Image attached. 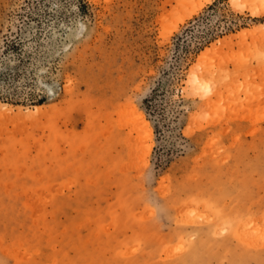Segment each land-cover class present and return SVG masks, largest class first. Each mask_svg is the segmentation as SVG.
Listing matches in <instances>:
<instances>
[{
  "label": "rangeland",
  "instance_id": "rangeland-1",
  "mask_svg": "<svg viewBox=\"0 0 264 264\" xmlns=\"http://www.w3.org/2000/svg\"><path fill=\"white\" fill-rule=\"evenodd\" d=\"M0 264H264V0H0Z\"/></svg>",
  "mask_w": 264,
  "mask_h": 264
},
{
  "label": "bare ground",
  "instance_id": "bare-ground-1",
  "mask_svg": "<svg viewBox=\"0 0 264 264\" xmlns=\"http://www.w3.org/2000/svg\"><path fill=\"white\" fill-rule=\"evenodd\" d=\"M206 2H208V0H206ZM202 5V4H201ZM195 14V13H194ZM196 82H197V80H195ZM206 89H207V91H211L212 89H210L211 87L210 86H204ZM4 106V105H3Z\"/></svg>",
  "mask_w": 264,
  "mask_h": 264
}]
</instances>
